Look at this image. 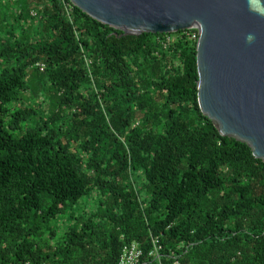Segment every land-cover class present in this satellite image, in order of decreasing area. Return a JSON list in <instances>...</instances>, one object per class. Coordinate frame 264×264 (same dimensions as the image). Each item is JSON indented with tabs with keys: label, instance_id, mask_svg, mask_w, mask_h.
Returning a JSON list of instances; mask_svg holds the SVG:
<instances>
[{
	"label": "trees",
	"instance_id": "trees-1",
	"mask_svg": "<svg viewBox=\"0 0 264 264\" xmlns=\"http://www.w3.org/2000/svg\"><path fill=\"white\" fill-rule=\"evenodd\" d=\"M121 35L0 0V264H264V163L201 113L196 41Z\"/></svg>",
	"mask_w": 264,
	"mask_h": 264
},
{
	"label": "water",
	"instance_id": "water-1",
	"mask_svg": "<svg viewBox=\"0 0 264 264\" xmlns=\"http://www.w3.org/2000/svg\"><path fill=\"white\" fill-rule=\"evenodd\" d=\"M123 36L197 28V102L264 163V0H69Z\"/></svg>",
	"mask_w": 264,
	"mask_h": 264
},
{
	"label": "built area",
	"instance_id": "built-area-1",
	"mask_svg": "<svg viewBox=\"0 0 264 264\" xmlns=\"http://www.w3.org/2000/svg\"><path fill=\"white\" fill-rule=\"evenodd\" d=\"M35 15L34 13H32ZM184 34L190 37L192 41H198L199 30L197 28L184 31ZM42 69V67H41ZM161 245L157 238L152 239V250L149 252V256L160 259ZM143 257V250L137 243L126 244L122 248L121 255L119 257L118 264H139ZM173 264H179L175 261Z\"/></svg>",
	"mask_w": 264,
	"mask_h": 264
},
{
	"label": "bare ground",
	"instance_id": "bare-ground-1",
	"mask_svg": "<svg viewBox=\"0 0 264 264\" xmlns=\"http://www.w3.org/2000/svg\"><path fill=\"white\" fill-rule=\"evenodd\" d=\"M35 16V15H34Z\"/></svg>",
	"mask_w": 264,
	"mask_h": 264
}]
</instances>
